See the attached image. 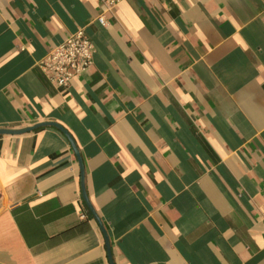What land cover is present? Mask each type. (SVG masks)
Instances as JSON below:
<instances>
[{
	"label": "crops",
	"instance_id": "crops-1",
	"mask_svg": "<svg viewBox=\"0 0 264 264\" xmlns=\"http://www.w3.org/2000/svg\"><path fill=\"white\" fill-rule=\"evenodd\" d=\"M44 122L113 264H264V0H0V129ZM0 264H109L55 127L0 135Z\"/></svg>",
	"mask_w": 264,
	"mask_h": 264
},
{
	"label": "built area",
	"instance_id": "built-area-1",
	"mask_svg": "<svg viewBox=\"0 0 264 264\" xmlns=\"http://www.w3.org/2000/svg\"><path fill=\"white\" fill-rule=\"evenodd\" d=\"M123 0H98L105 10H110ZM105 25L104 16L98 17ZM93 45L84 29H79L62 43L55 46L42 58L37 66L44 77L54 86L66 87L71 80L81 75L91 64Z\"/></svg>",
	"mask_w": 264,
	"mask_h": 264
},
{
	"label": "water",
	"instance_id": "water-1",
	"mask_svg": "<svg viewBox=\"0 0 264 264\" xmlns=\"http://www.w3.org/2000/svg\"><path fill=\"white\" fill-rule=\"evenodd\" d=\"M46 126H52V127H55L57 129H59L66 136L67 140L69 141V143H70V145H71V147L73 149V152H74V154H75V156L77 158L78 165H79V170H80V173H81V191H82L83 200H84L85 204L87 205V207L89 208V210L91 211V213L93 214V216L96 219V221L98 222V224H99V226H100V228H101V230H102V232H103V234L105 236L107 257H108V260H109V264H113V261L111 259L109 243H108L105 231L103 230V227H102V224H101L99 218L97 217V215L93 211V209H92V207H91V205H90V203L88 201L87 194L85 192V188H84V185H83V164H82V160H81V158L79 156V152H78L73 140L71 139V137L60 126H58L55 123H49V122L39 123V124H35L34 126L21 128V129H0V135H21V134L33 131V130H35L37 128L46 127Z\"/></svg>",
	"mask_w": 264,
	"mask_h": 264
}]
</instances>
